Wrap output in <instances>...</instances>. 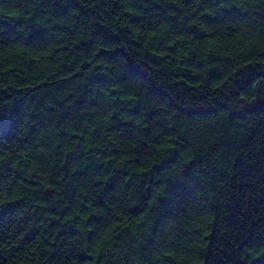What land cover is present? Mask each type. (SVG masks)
Returning <instances> with one entry per match:
<instances>
[{"label": "trees", "instance_id": "obj_1", "mask_svg": "<svg viewBox=\"0 0 264 264\" xmlns=\"http://www.w3.org/2000/svg\"><path fill=\"white\" fill-rule=\"evenodd\" d=\"M0 264H264V0H0Z\"/></svg>", "mask_w": 264, "mask_h": 264}]
</instances>
